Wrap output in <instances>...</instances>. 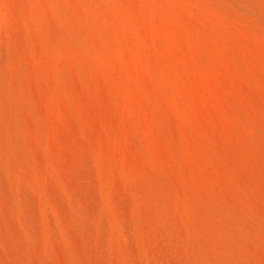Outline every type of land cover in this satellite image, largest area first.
Instances as JSON below:
<instances>
[{"label": "rangeland", "instance_id": "rangeland-1", "mask_svg": "<svg viewBox=\"0 0 264 264\" xmlns=\"http://www.w3.org/2000/svg\"><path fill=\"white\" fill-rule=\"evenodd\" d=\"M0 264H264V0H0Z\"/></svg>", "mask_w": 264, "mask_h": 264}, {"label": "bare ground", "instance_id": "bare-ground-1", "mask_svg": "<svg viewBox=\"0 0 264 264\" xmlns=\"http://www.w3.org/2000/svg\"><path fill=\"white\" fill-rule=\"evenodd\" d=\"M42 3V2H41ZM45 7V6H44ZM86 8V7H85ZM87 8H88V6H87ZM82 9H84V8H82ZM82 11V10H81ZM117 11V10H116ZM84 13V12H83ZM119 13V12H118ZM82 14V13H81ZM86 14V13H85ZM120 15V14H119ZM123 16V15H122ZM119 17V16H118ZM121 19H122V17H121ZM23 21V20H22ZM134 21V20H133ZM20 22V21H19ZM131 23V22H130ZM124 26V25H123ZM125 28V27H124ZM185 29V28H184ZM155 34H156V32H155ZM184 35V34H183ZM157 37H159V36H157ZM176 38V37H175ZM204 38V37H203ZM212 42V41H211ZM167 43V42H166ZM165 43V44H166ZM176 43V42H175ZM101 44V43H100ZM168 44V43H167ZM177 44V43H176ZM192 44V43H191ZM171 45V44H170ZM168 47V46H167ZM170 47V46H169ZM186 47H187V45H186ZM112 49V48H111ZM178 50V49H177ZM200 50V49H199ZM167 52H169V51H167ZM200 52V51H199ZM159 54V53H158ZM200 54V53H199ZM177 55V54H176ZM156 56V55H155ZM164 56V55H163ZM172 60H173V58H172ZM173 61H175V60H173ZM218 61V60H217ZM97 63V62H96ZM99 63V62H98ZM156 63V62H155ZM217 63V62H216ZM218 63H219V61H218ZM140 64V63H139ZM157 64V63H156ZM97 65V64H96ZM101 65V64H100ZM202 65V64H201ZM217 65V64H216ZM165 66H167V65H165ZM180 66V65H179ZM142 67H143V65H142ZM203 67H206V66H203ZM219 67H221V65L219 66ZM223 67V66H222ZM218 68V67H217ZM187 69V68H186ZM204 69H207V68H204ZM165 70H167V69H165ZM197 70V69H196ZM199 71V70H198ZM215 72V71H214ZM200 74V73H199ZM127 76V75H126ZM166 76V75H165ZM186 77H188V74H186ZM127 78V77H126ZM156 78H158V77H156ZM176 78V77H175ZM194 78V77H193ZM201 78V77H200ZM205 78V77H204ZM207 79V78H206ZM179 80V79H178ZM198 80H199V78H198ZM203 80V79H202ZM127 81H129V80H127ZM188 81H190L189 79H188ZM208 81H210L209 79H208ZM155 82V81H154ZM170 82H172V81H170ZM178 82V81H177ZM180 82V81H179ZM202 82V81H201ZM128 84V83H127ZM175 84V83H174ZM128 86V85H127ZM182 86V85H181ZM199 87H201V86H199ZM159 88V87H158ZM202 88V87H201ZM182 89H185V88H182ZM181 89V90H182ZM202 90V89H201ZM129 91H130V89H129ZM128 91V92H129ZM206 93V92H205ZM125 95V94H124ZM209 97V96H208ZM198 98V97H197ZM181 100V99H180ZM199 100V99H198ZM214 100V99H213ZM144 102V101H143ZM195 102V101H194ZM188 105V104H187ZM122 106V105H121ZM190 107V106H189ZM190 109V108H189ZM105 148V147H104ZM113 149V148H112ZM105 153V152H104ZM108 155V154H107ZM111 155V154H110ZM112 155H113V153H112ZM112 158H113V156H112ZM112 161V160H111Z\"/></svg>", "mask_w": 264, "mask_h": 264}]
</instances>
